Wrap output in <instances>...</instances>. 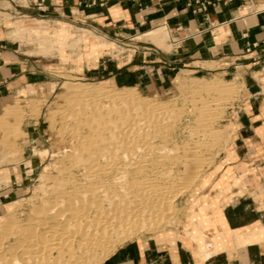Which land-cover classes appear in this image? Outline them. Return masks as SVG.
<instances>
[{"label": "crops", "instance_id": "obj_1", "mask_svg": "<svg viewBox=\"0 0 264 264\" xmlns=\"http://www.w3.org/2000/svg\"><path fill=\"white\" fill-rule=\"evenodd\" d=\"M7 1L24 17L66 24L116 44L130 45L123 41L133 43L139 35L163 27L169 50L153 48V56L163 58L154 64L163 63L170 73L202 71L243 85L230 117L229 144L197 183V230L191 233L195 241L174 229L170 236L126 243L101 264H264V0ZM3 41L0 38V115L8 107L43 98L51 84L36 70L43 57L13 55ZM137 61H131L132 68L126 67L130 62L104 63L84 67L82 73H105L115 83L132 77L134 82ZM14 177L10 172L0 183V204L26 193L28 184Z\"/></svg>", "mask_w": 264, "mask_h": 264}, {"label": "rangeland", "instance_id": "obj_2", "mask_svg": "<svg viewBox=\"0 0 264 264\" xmlns=\"http://www.w3.org/2000/svg\"><path fill=\"white\" fill-rule=\"evenodd\" d=\"M15 2L20 4L18 0ZM167 37L168 32L162 27L139 35L133 43L130 41H123L130 45L101 41L93 35L85 33L83 30H74L66 24L52 23L39 17H24L18 7H15V5H12L7 0H0V38L5 40L3 42H6L5 46L7 50H11L12 52H10L13 55L21 56L22 58L24 57L22 52H26L25 54L29 56H38L39 59L43 57V62L38 65L36 70L41 72L40 78L43 81L51 82L48 90H44L43 98L27 101L25 105L17 104L13 107H8L5 112L0 115V183L5 182V179H8V173L13 172L16 175V177H14L16 182L22 180L21 182L24 181L28 184L26 193L20 199L5 201L0 204V221H4V215H6L10 209L13 210L15 208V210H13L15 211L14 227L17 228V224L22 227L27 226L30 223L29 218L35 215L33 214L34 212L30 213V210L36 206V210L42 208L48 196V198L55 199L57 197L54 193L55 188L57 187L56 191H58L63 188V185L71 189L74 186L84 188L89 184L98 187V185L103 186L104 183V189L108 187V190H114L116 191L115 193L118 194L117 198L119 197V199H121L119 200V210H121L125 205L123 202H126L128 205L132 200H136L133 206L141 200V203L144 202V199L140 195L137 196V191L135 189L136 185H133L135 183L133 180L138 181L141 180V178L144 180L148 177L154 180V178L158 177V184L163 188L165 187V191H163L164 196H161L163 198L167 196L166 199L168 200H170L172 196L175 198V200H166L167 203H171L168 205L169 208L167 212L163 214L165 218L163 215L158 217V220L160 219L159 221L162 224H160L156 218L155 220L152 219L153 222L151 225H153L149 229L132 228V231H136V233L131 232L130 229V232L128 231L129 233L125 231V233H127L126 235L120 232V236L113 239L114 242L112 241V245L115 243L117 249L139 238H147L156 235L170 236L172 234L171 231L174 229L184 230V233L188 234L191 239L195 241L191 233L197 230L194 224L196 218L193 217V213H195V209L198 206L197 199L195 198L197 183L214 168L221 153L226 150L229 144L231 129L233 128L230 117L240 103L243 85L236 79H230L229 77H214L202 71L187 69L175 70L173 73L164 71L162 67L163 63L154 64L155 60L163 61V58L160 55L153 56V48L157 47L159 50H169V47L165 46ZM152 43L154 45H152ZM136 46L138 48H136ZM13 50L17 52L14 53ZM133 59H137V62H139L137 63L139 69L135 71L137 78H135L136 81L134 80V82L132 77H125L127 79H124L123 82L119 80V83H115L112 82L109 77H105V73L93 75H84L82 73L84 67L94 68L104 63L119 64L120 66L130 62L126 67L132 68L131 61ZM48 62L54 63L55 65L50 68L46 65ZM153 65L156 66L153 67ZM29 68L35 69L33 66ZM236 77H238V75H236ZM64 78H70V80L64 81ZM198 81H200L199 84L201 86L209 87V85L212 84L210 87H214L215 85V87L223 89L208 91L202 90V88L200 89L202 92L199 94V91L197 92V90H195L196 92H194L192 89V87L199 86ZM65 83L82 84L90 86L93 89H105L111 92H117L124 87H132L134 89L131 91L134 93L136 92L135 94H138L139 97H145L147 98L146 100L153 103L157 101L156 103H163L166 106L167 111L165 115L168 119L164 122H158V119L155 122L156 125L153 124L154 126L152 129L150 128V134L154 130V134L149 135L152 136V138L154 136V138H148L149 141L152 140V145L150 144L152 149L150 150L153 151L149 152L150 161L145 163L146 165L144 164L142 166L143 168H141V170L144 171L138 172V168L134 166L126 169L125 162L122 158H120L121 161L119 160V181L114 180L118 170L108 169V167L105 166L106 161L103 158L97 168L98 172H94V174H100L99 178H96L97 175L93 176V174L87 173L88 175H86L83 172L81 164H78L79 167H77L78 165L76 163L81 162H78L76 158L78 155L74 157L78 153V150L76 148H71V140L72 132L75 127L74 116L80 113V109L83 110V107L80 108V105H77V107L73 104L74 100L68 93V84ZM189 88L192 92L188 90ZM193 92L194 94H192ZM196 93L199 96H197ZM182 103L184 104L182 105ZM168 104H170L169 107ZM174 107H176V109ZM205 108L208 109L204 112ZM171 109L173 110L170 111ZM167 112H169V114ZM170 112L173 113L170 115ZM210 112L212 113L210 114ZM176 115H178V117ZM179 116H181L180 120ZM204 118H206V121ZM128 122L130 121L128 120L126 124ZM201 123L202 126L200 125ZM209 123L212 124L210 125ZM158 124H160L161 127ZM197 125L199 126L197 127ZM165 126L169 128H165ZM155 127L159 129H154ZM195 127L197 128L195 129ZM82 128L85 133L87 127L83 125ZM164 129L169 130L167 131ZM197 140L199 142L197 143L198 145L195 143ZM141 142L138 145L145 148L143 152L145 153L147 151V145ZM164 147H166V149H172V152L169 153L166 150L164 151L162 149ZM208 147L213 148L210 149ZM74 150H76V152ZM194 150V155L199 159L195 163H193L194 161L190 157L191 152H194ZM70 154L73 157L68 156ZM65 155L67 156L65 157ZM64 157L66 158L65 160H63ZM5 164L9 165L11 169L9 170V167H1ZM194 165L197 166V168L194 167ZM56 166L60 167L61 172L59 173L62 174L61 176L58 174L59 167ZM104 168L108 169L109 173H106L105 170L104 172L106 174L100 172ZM62 170L68 172H63ZM124 170L128 171V175L123 178L121 177L122 179L125 178L123 181L120 176H122L121 171ZM21 171L23 172L22 175L20 174ZM168 172H172L170 176L168 175L169 178L164 177L165 175L163 176V173ZM40 173L45 174V177L43 175L44 179L49 175V182L47 181L48 177L46 180H43ZM198 173L199 175L197 176ZM160 175L163 176L164 179ZM178 178H180V180ZM124 182H129V184L123 185ZM117 183L120 184L117 185ZM41 184H43V186H40ZM49 186H52V188ZM131 186L133 188H131L132 190L129 189ZM40 187L41 190L43 188V193ZM181 187L183 191L180 190ZM183 187L186 188V190ZM43 194H46L43 196V198L46 196L44 200L40 199ZM123 196H125L126 199H124ZM123 199L125 201H123ZM152 199L151 203H153ZM158 199L157 197V201ZM53 203L48 205H53ZM19 204H21V207L17 208ZM13 205L16 206L14 207ZM104 206L107 207L108 203L104 202ZM133 206L131 205V207ZM151 206H153V204ZM168 206L165 205V207ZM155 209L156 208L153 207L152 211ZM137 230L139 232H137ZM72 232L71 230L70 233L73 236L70 233L67 235H70L71 238L74 237L73 239L76 240L78 236L77 234L74 236L75 233ZM128 234L129 237L127 236ZM70 237L67 239L75 242V240L70 239ZM125 237L126 239H124ZM206 243H211V240H207ZM6 246L7 244L5 247ZM17 251L18 250H16V252ZM114 251L115 250L111 251V253L109 252V254L106 253L107 255L105 254L102 259L100 258L98 264H101ZM91 263L94 264V262Z\"/></svg>", "mask_w": 264, "mask_h": 264}, {"label": "bare ground", "instance_id": "obj_3", "mask_svg": "<svg viewBox=\"0 0 264 264\" xmlns=\"http://www.w3.org/2000/svg\"><path fill=\"white\" fill-rule=\"evenodd\" d=\"M67 80H70V78L69 79L64 78V81H67ZM199 83H200V81H198V84ZM65 84H68L67 89H68L69 95H71L73 100H74L73 104L76 106L80 105V108L83 107V110L80 109V113H78V114L75 113L76 114L74 116L75 127H74V130L72 132V140H71L72 141L71 148L72 149L76 148L78 150V153L74 157H76L78 155V157H76V158L78 159V162H81V163H76V164L77 165L81 164V166L83 168V172L86 175H88V174H93V176L97 175L96 178H99L100 174L99 173H98L99 175L94 174V172H98L97 168L99 167L100 161L102 158L106 161L105 166L108 167V169L111 168V169H116V171L118 170L116 172V175L114 178V180H117V181H119V167H120L119 166V160L121 161L120 158H122L123 161L125 162L126 169L130 168L131 166H134V167L138 168V170L136 168V170L138 172L144 171V170H141V168H143L142 166L145 163H148L150 161L149 152L153 151V150H150V149H152V146H151L152 140L149 141L148 138L149 137L152 138V136H149V135L154 134L153 133L154 130L150 134L149 133L150 128L152 129V127L154 125H156V123H155L156 120L159 119L158 122L159 121L164 122L165 120L168 119V118H166L167 116L165 115L166 111H167L166 106L163 103H160V104L156 103L157 101L155 103H153L149 100H146L147 98H145V97H139L138 94L137 95L135 94L136 92L134 93L131 91L134 89L132 87H124L123 89H121L117 92H111L110 90L107 91L105 89L104 90L103 89L102 90L93 89L90 86L82 85V84L81 85L80 84H73V83H65ZM192 84H194V83H192ZM207 84H209V83H207ZM211 85H209V87H207V86H201L199 84V86L197 85L196 87H192V85H191V87L194 90V92H196L195 90H197V92L199 91V94L202 92L200 90L202 88H203L202 90H208V91L209 90L210 91H212V90L218 91V90L223 89V88L219 89L218 87H215V85H214V87H210ZM181 90H183V89H181ZM188 90H191V89L189 88ZM191 92H192V90H191ZM194 92L192 94H194ZM196 95L199 96L197 93H196ZM191 103H193V102H191ZM183 104L184 103H182V105ZM203 104H205V103H203ZM169 105L170 104H168V107H169ZM174 108L176 109V107H174ZM207 109L208 108H205L204 112ZM172 110L173 109H171L170 111H172ZM167 113L169 114V112H167ZM171 113H173V112H170V115H171ZM211 113L212 112H210V114ZM176 116L178 117V115H176ZM207 116H208V114H207ZM180 117L181 116H179V120H180ZM205 119L206 118H204V120ZM128 120L130 122H128L126 124V122ZM208 122H210V121H208ZM202 123L200 124L201 126H202ZM160 124H158V125L160 126ZM206 124H208V123H206ZM83 125H85L87 127V131L85 133L82 130L84 128V127L82 128ZM171 126L174 127L173 125H171ZM198 126L199 125H197V127ZM172 127H171V129H172ZM197 127H195V129ZM165 128H169V127L165 126ZM154 129H159V128L155 127ZM161 130H162V128H161ZM164 130H167V129H164ZM161 132H160V134L162 135ZM129 133H131V134H129ZM202 134H204V133H202ZM164 135H166V134H164ZM212 135H213V133H212ZM153 138H154V136H153ZM141 141L144 143V145L145 144L147 145V148H146L147 151L145 153H143L145 148H142L141 146L138 145ZM195 143H196V145H198L197 144V143H199L198 140ZM144 145H142V146L145 147ZM208 148H210V147H208ZM211 148H213V147H211ZM162 149L164 151L165 150L168 151L169 153L172 152V149H169V148L166 149V147H164ZM74 151L76 152V150H74ZM169 153H168V155H169ZM186 153H187V151H186ZM194 153H195V150H194V152H191V156L189 154V156L194 161L193 163H195L199 160L197 158V156L194 155ZM71 154L68 156L71 157L72 156ZM196 154H197V152H196ZM66 156L67 155H65V157ZM65 157L63 160L66 159ZM162 158H164V157H162ZM166 158H167V156H166ZM178 158H179V156H178ZM170 159H172V158H170ZM69 161H70V159H69ZM160 161H159V163H160ZM184 161H185V159H184ZM63 163H65V162H63ZM58 165H59V163H58ZM161 165H162V163H161ZM56 167H59V166H56ZM77 167H79V165ZM103 167H104V165H103ZM194 167L197 168V166H195V165H194ZM58 169H57L58 174H60V176H61L62 174L59 173V172H61L60 167ZM108 169L104 168L100 172H103L104 174H106L108 172ZM104 170L106 173L104 172ZM63 172H68V171H63ZM187 172H188V170H187ZM170 173H172V172L163 173V176L165 175L164 177L169 178ZM196 173H197V170H196ZM121 174H122V176H120V178L121 177L123 178L126 175H128V171H126V170L121 171ZM40 175L42 176L41 178L43 180H46V178L49 176V175L48 176L46 175L47 177L44 179L43 175L45 177V174L40 173ZM198 175H199V173L197 174V176ZM163 176H161V177L164 179ZM49 177L47 180L48 182H49ZM63 177H65V176H63ZM55 178H57V177H55ZM157 178H154V180L150 177H148L147 179L143 178L144 180H142V178H141V180H138V181L133 180V182H135L133 185H136V187L135 186L134 187L137 191L136 192L137 196L140 195L144 199V202L141 203V201H142L141 200L140 202H138L140 204H138V203H137L138 205L134 204L135 206H133V203L136 200H132L130 203L128 202L129 203L128 205L126 202H123L125 205L122 204V205H124L123 206L124 208L121 210H119V200H121V199H119V197L117 198L118 194L115 193L116 191H114V190H108V187H107V189H104V187H103L104 183L103 182H102L103 186L98 185V187H96L95 185L89 184L87 187H84V188L74 186L71 189H68L65 187V185H63V188L62 189L58 188L59 189L58 191H56V188H57L56 187L54 193L57 197L55 199L48 198L49 196L47 197V199H45L46 196H45V198H43V196L46 194H43L42 198H40V199H42V200L45 199L44 203L42 202L44 205L42 206V208H38L37 210H36L37 206L35 208L33 207L34 210H33V208L30 210L31 211L30 213L34 212L33 214H35L36 216L35 215L31 216V218H29L30 223L24 227L18 226V224L16 225L17 228L14 227L15 211H13V210H15V208L13 210L10 209V211L6 215H4V217H3L4 221H0V228H1V230H0V264H60V263L61 264H90L91 262H94V264H98L100 261V258L101 259L104 258L106 253L109 254V252L111 253V251L116 250V245H115V243L112 245V241L115 237L120 236L119 235L120 232H122L124 235H126L127 233H125V231L128 232L130 229H131L130 230L131 232L136 233V231H132V228L134 229L137 227L140 229H144V228L149 229L153 225V224L151 225V223L153 222L152 219L155 220L157 218V220H158V217H161L165 212H167V209L169 208L168 205H170L171 202L167 203V201H166V200H168V199H166L167 196H165L166 198H163L161 196V195H163V191H165V189H164L165 187L163 188L158 184ZM173 178H175V177H173ZM124 179H122V180L124 181ZM178 179L180 180V178H178ZM194 179H196V178H194ZM191 180H193V179H191ZM77 182H78V180H77ZM120 183H121V181H120ZM119 184L117 183V185H119ZM125 184H129V182H127V183L124 182L123 185H125ZM174 184H176V183H174ZM113 185H112V187H113ZM115 185H116V183H115ZM131 185H132V183H131ZM40 186H43V184H41ZM49 187L52 188V186H49ZM127 187H128V185H127ZM121 188H123V187H121ZM131 188H132V186L129 189H131ZM186 188H187V186H186ZM186 188H184V189L186 190ZM40 190H41V187H40ZM180 190L183 191L182 187L180 188ZM41 192L43 193V188H42ZM52 192H50V193H52ZM45 193H47V192H45ZM152 195L155 197V199ZM129 196H131V195H129ZM123 197H124V199H126L125 196H123ZM157 197L159 198L158 201H157ZM34 198H36V197H34ZM132 198H134V197H132ZM124 199H123V201H125ZM151 199L153 200L152 201L153 203H151ZM172 199L175 200V198H173V196L170 200H172ZM139 200H140V198H139ZM170 200H168V201H170ZM104 202L108 203L107 207L104 206ZM50 203H53V205L52 204L48 205ZM152 204H153V206H151ZM131 205L133 207H131ZM165 205H167L168 207H165ZM18 207H21V204H19V206H17V208ZM153 207L156 208L155 209L156 211L155 210L152 211ZM20 214H22V213H20ZM165 215H167V214H165ZM163 217H164V215H163ZM24 223H26V222H24ZM159 223H160V221H159ZM160 224H162V223H160ZM147 229H145V230H147ZM71 230L75 233L74 236L77 234L78 237H76L77 238L76 240L73 239L74 237L71 238L70 235H67L70 233ZM137 232H139V231L137 230ZM127 236L129 237V234ZM130 236H131V234H130ZM68 237H70V239H72V240H75V242L71 241V240L69 241L67 239ZM122 237H123V235H122ZM124 239H126V237ZM6 244H7V246L5 247ZM16 250H18L19 252L18 251L16 252ZM7 251L9 252V254ZM59 259H61V260H59ZM91 264H93V263H91Z\"/></svg>", "mask_w": 264, "mask_h": 264}]
</instances>
